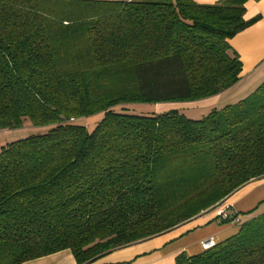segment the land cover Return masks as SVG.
<instances>
[{
    "label": "trees",
    "instance_id": "1",
    "mask_svg": "<svg viewBox=\"0 0 264 264\" xmlns=\"http://www.w3.org/2000/svg\"><path fill=\"white\" fill-rule=\"evenodd\" d=\"M249 1L0 0V131L47 128L0 148V264L66 249L84 264L264 175V82L199 120L129 106L236 84L228 40L260 18L245 19ZM97 114L92 129L78 123ZM248 213L235 235L175 263L264 264V210Z\"/></svg>",
    "mask_w": 264,
    "mask_h": 264
},
{
    "label": "crops",
    "instance_id": "2",
    "mask_svg": "<svg viewBox=\"0 0 264 264\" xmlns=\"http://www.w3.org/2000/svg\"><path fill=\"white\" fill-rule=\"evenodd\" d=\"M198 4H215L219 0H194ZM260 18L228 40L231 50L241 62L239 80L220 93L197 100L207 112L232 105L250 95L264 82V0L249 1L245 19ZM158 113V111H157ZM206 116V115H205ZM237 213L238 222L219 223L215 211L208 209L157 235L109 250L84 264H176L181 253L194 256L205 251L202 242L220 243L239 231V224L252 217L248 212L264 210V175L256 177L221 200ZM23 264H78L69 249L27 261Z\"/></svg>",
    "mask_w": 264,
    "mask_h": 264
},
{
    "label": "rangeland",
    "instance_id": "3",
    "mask_svg": "<svg viewBox=\"0 0 264 264\" xmlns=\"http://www.w3.org/2000/svg\"><path fill=\"white\" fill-rule=\"evenodd\" d=\"M194 101H182V102H166L160 104H133L129 105L131 113L140 115H149L152 113H167L170 111H177L178 113L184 115L185 117L192 120L202 119L207 112L206 108L202 105H196L197 103H192ZM196 102V101H195ZM101 114L92 115L87 118L79 120V124L85 125L92 129L101 119ZM47 132L45 127H35L29 122L25 123L23 127L16 129H8L0 131V148L10 142L24 139L29 136L42 135ZM218 204H215L209 209L214 210Z\"/></svg>",
    "mask_w": 264,
    "mask_h": 264
},
{
    "label": "built area",
    "instance_id": "4",
    "mask_svg": "<svg viewBox=\"0 0 264 264\" xmlns=\"http://www.w3.org/2000/svg\"><path fill=\"white\" fill-rule=\"evenodd\" d=\"M215 218L217 219V221L219 223L223 222V221H226V220H230V222H234V223H237L238 222V219L237 218H234V219H230V216H229V207L228 206H221V205H218L215 209ZM202 248L204 250H207L209 248H211L214 244L212 241L208 240V241H204L202 242Z\"/></svg>",
    "mask_w": 264,
    "mask_h": 264
}]
</instances>
